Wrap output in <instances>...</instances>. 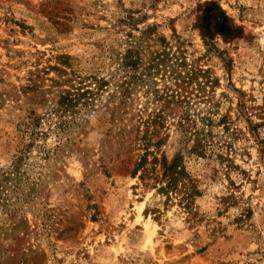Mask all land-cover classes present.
<instances>
[{
    "label": "rangeland",
    "instance_id": "1",
    "mask_svg": "<svg viewBox=\"0 0 264 264\" xmlns=\"http://www.w3.org/2000/svg\"><path fill=\"white\" fill-rule=\"evenodd\" d=\"M206 1L0 0V264H264V0H213L245 34L209 46L195 28ZM129 16L177 36L213 80L189 107L210 118L199 124L212 146L186 158L199 192L190 213L130 174L142 150L128 139L155 107L148 85L117 122L105 107L113 82L87 116L57 108L71 73L116 71L138 34ZM166 125L171 157L179 134L172 116Z\"/></svg>",
    "mask_w": 264,
    "mask_h": 264
},
{
    "label": "trees",
    "instance_id": "2",
    "mask_svg": "<svg viewBox=\"0 0 264 264\" xmlns=\"http://www.w3.org/2000/svg\"><path fill=\"white\" fill-rule=\"evenodd\" d=\"M198 7L195 28L207 46L216 37L231 42L244 36V27L237 24L218 2L210 0ZM138 21V18L129 16L128 24L135 27L138 34H126V46L116 53V71L108 77L71 73L73 77L67 81L75 83L59 94L57 108L60 114L87 116L95 110L96 103L101 101L102 94L109 91V85L113 82L115 92H108L109 100L105 107L109 108L108 122H117L128 113V100L134 87L148 85L155 107L146 118L141 117L134 125V136L128 139V143H137L138 150H142L130 174L145 187L156 190L157 195L164 196V204L177 200L190 213L193 198L199 192L195 178L187 171L186 158L205 157L212 146L208 140L209 132L199 124H209L210 118L205 114H191L189 107L191 98H201L203 88L213 80L206 70L187 62L177 36L173 35V44L158 34L157 25H147L140 30L137 28ZM116 77L120 79L116 81ZM157 80L162 82L161 88L155 86ZM168 116L174 118L180 145V149L171 157L160 149L169 139L166 125ZM74 121L75 118L71 122ZM69 124L66 122L67 127ZM217 156L224 158L221 154Z\"/></svg>",
    "mask_w": 264,
    "mask_h": 264
}]
</instances>
